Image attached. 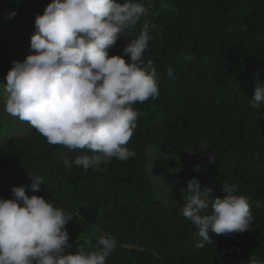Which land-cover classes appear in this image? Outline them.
Segmentation results:
<instances>
[{"label": "trees", "instance_id": "obj_1", "mask_svg": "<svg viewBox=\"0 0 264 264\" xmlns=\"http://www.w3.org/2000/svg\"><path fill=\"white\" fill-rule=\"evenodd\" d=\"M6 1L0 13L22 25L17 37L0 29V90L12 62L32 54L35 18L52 2ZM143 3L151 5L148 14L109 49L110 57L124 55L143 24L154 25L142 60L153 61L160 95L133 106L142 113L126 145L135 155L101 163L102 171H85L74 161L93 155L90 150L49 144L34 127L18 123L25 135L2 143L0 134V198L12 199L13 187L25 186L29 196L71 212L66 228L72 252L101 235L115 237L118 244L106 264H247L250 254L264 261V104H251L256 83H264V0ZM150 148L179 162L207 148L220 174L218 196L225 195L222 186L228 183L249 198L250 229L227 235L210 231L214 243L197 249L202 238L183 208L158 198ZM29 173L43 179L36 193Z\"/></svg>", "mask_w": 264, "mask_h": 264}, {"label": "clouds", "instance_id": "obj_2", "mask_svg": "<svg viewBox=\"0 0 264 264\" xmlns=\"http://www.w3.org/2000/svg\"><path fill=\"white\" fill-rule=\"evenodd\" d=\"M150 6L143 0H52L35 18L32 54L23 62L14 60L6 75V113L28 122L49 144L90 150L93 155L74 161L85 171H102L101 163L107 166L112 158L133 157L126 145L142 114L133 106L160 95L153 61L142 60L154 25L146 21L139 36L123 48L124 55L110 57L109 49ZM167 76H173V69ZM251 104H264V83H256ZM209 162L215 163V157ZM29 178L31 191L38 192L42 177L29 173ZM222 191L223 197L211 188L201 190L195 177L181 188L188 194L182 214L202 238L197 249L214 243L210 231L227 235L250 229L249 198L236 194L234 184L224 183ZM12 193V199L0 198V264H106L116 249L117 239L104 234L94 244L70 251L66 225L71 212L42 196H29L25 186H14ZM250 255L247 264H264Z\"/></svg>", "mask_w": 264, "mask_h": 264}, {"label": "rangeland", "instance_id": "obj_3", "mask_svg": "<svg viewBox=\"0 0 264 264\" xmlns=\"http://www.w3.org/2000/svg\"><path fill=\"white\" fill-rule=\"evenodd\" d=\"M21 1L23 2V0ZM6 2V0H0V10L4 9L3 4ZM21 25L22 22H17L11 17L0 13V29L8 35L17 37V28ZM6 83L7 81L1 86L2 99H5L4 88ZM11 117L5 111L4 102L0 101V134L2 143L7 142L14 136L25 135L24 129L19 124H24L26 128L32 127L28 122L21 121L19 118H14L11 122ZM149 153L151 179L157 190L158 198L163 202L168 203L175 209L177 207L183 208L188 194L186 192L182 193L181 188L186 189L188 182L193 177L199 181L201 190L211 188L214 194L218 195L220 174L216 169L215 163L209 162V158L212 156L207 148H204L185 162L175 161L165 155L157 154L152 148L149 149ZM197 165L200 166V171L194 170Z\"/></svg>", "mask_w": 264, "mask_h": 264}]
</instances>
